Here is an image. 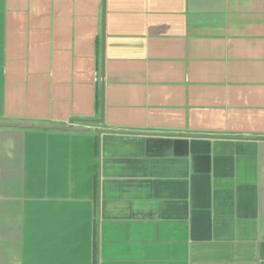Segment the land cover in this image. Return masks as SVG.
<instances>
[{
	"label": "crops",
	"instance_id": "1",
	"mask_svg": "<svg viewBox=\"0 0 264 264\" xmlns=\"http://www.w3.org/2000/svg\"><path fill=\"white\" fill-rule=\"evenodd\" d=\"M0 264H264V0H0Z\"/></svg>",
	"mask_w": 264,
	"mask_h": 264
},
{
	"label": "water",
	"instance_id": "2",
	"mask_svg": "<svg viewBox=\"0 0 264 264\" xmlns=\"http://www.w3.org/2000/svg\"><path fill=\"white\" fill-rule=\"evenodd\" d=\"M103 80V78H102ZM103 89H104V86H103V82H102V85H101V97H100V101H101V112H100V118L99 119H95L94 121H102L103 118H104V101H103ZM77 120H80V119H71L69 121V125L67 127H50V128H59V129H73L72 127V123L74 121H77ZM82 130L86 131L88 129H85L83 128Z\"/></svg>",
	"mask_w": 264,
	"mask_h": 264
}]
</instances>
